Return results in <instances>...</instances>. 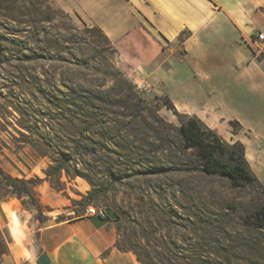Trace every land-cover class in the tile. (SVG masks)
Here are the masks:
<instances>
[{"label": "rangeland", "instance_id": "obj_1", "mask_svg": "<svg viewBox=\"0 0 264 264\" xmlns=\"http://www.w3.org/2000/svg\"><path fill=\"white\" fill-rule=\"evenodd\" d=\"M135 68L99 26L52 0H0V166L35 183L32 197L18 198L0 182L5 230L13 231L9 252L19 247L14 264H36V228L76 217L72 201L89 191L90 205L105 213L93 216L115 229L116 264H264V228L249 216L264 194L201 171L179 133L181 121L195 114L169 109L162 87L140 91ZM259 107L264 121L257 99L230 106L255 130L236 118L208 126L244 145L264 185ZM46 144L69 155L70 177L62 171L60 191L44 173L51 159L39 152ZM39 206L48 218L41 224L34 219Z\"/></svg>", "mask_w": 264, "mask_h": 264}, {"label": "crops", "instance_id": "obj_2", "mask_svg": "<svg viewBox=\"0 0 264 264\" xmlns=\"http://www.w3.org/2000/svg\"><path fill=\"white\" fill-rule=\"evenodd\" d=\"M52 1L99 26L139 69L138 79L152 84V91L162 87L177 109L194 113L206 125L224 117L256 129L230 106L257 99L264 107V44L255 37L264 30V0ZM260 110L258 126L264 124ZM3 222L0 211V229L11 248ZM36 232L37 247L50 264H116L121 257L113 247L114 227L97 216L44 223ZM18 252L19 247L0 264H14Z\"/></svg>", "mask_w": 264, "mask_h": 264}, {"label": "trees", "instance_id": "obj_3", "mask_svg": "<svg viewBox=\"0 0 264 264\" xmlns=\"http://www.w3.org/2000/svg\"><path fill=\"white\" fill-rule=\"evenodd\" d=\"M51 5L52 2H50L49 7H51ZM33 10L35 13H40L39 2L33 4ZM11 19L16 20L15 18ZM32 21L37 24L38 19ZM11 42L15 43L16 41ZM167 103V107L177 113L173 102L169 98H167ZM179 133L182 138L183 146L195 151L201 171L208 175H220L228 178L231 186L234 188L254 186L264 194V185L252 171L248 160L245 157V147L240 141L236 140L232 143L227 142L196 115L187 116L185 120L181 121ZM40 137L42 138L41 135ZM46 145L47 148H42L43 150H40L39 152V156H48L51 159V163L48 164L44 173L46 178L49 179L52 187L60 191L64 189L59 179L62 171H65L67 176L70 177L67 168L69 155L62 151H56L55 148H52L48 144ZM57 153L59 154L58 158L55 157ZM0 182L9 189L7 192L8 194H14L18 198L32 197L33 195V187L35 186V183L32 180H19L18 178H14L1 166ZM5 196L6 194L0 196V201L3 200ZM93 198L92 192L89 191L83 195L80 200L72 201L73 204L79 206L78 209L72 210L76 217L83 214L87 206L92 203ZM249 216L253 225L264 228V204H260L254 208ZM34 219L39 224L48 219L43 215L40 206ZM55 220L56 222H59L65 220V218L63 216H57ZM8 252V244L0 229V263L2 258L7 255Z\"/></svg>", "mask_w": 264, "mask_h": 264}, {"label": "built area", "instance_id": "obj_4", "mask_svg": "<svg viewBox=\"0 0 264 264\" xmlns=\"http://www.w3.org/2000/svg\"><path fill=\"white\" fill-rule=\"evenodd\" d=\"M255 37H256V40L264 44V30L257 32L255 34ZM136 84H137V88L142 92H150L152 90L150 84L146 80H143V79L138 80L136 81ZM85 213L90 216L98 215V216L103 217L105 215V213L102 210L98 209L95 206H91V205H89L86 208Z\"/></svg>", "mask_w": 264, "mask_h": 264}, {"label": "water", "instance_id": "obj_5", "mask_svg": "<svg viewBox=\"0 0 264 264\" xmlns=\"http://www.w3.org/2000/svg\"><path fill=\"white\" fill-rule=\"evenodd\" d=\"M36 264H50V260L45 252H42L36 259Z\"/></svg>", "mask_w": 264, "mask_h": 264}, {"label": "bare ground", "instance_id": "obj_6", "mask_svg": "<svg viewBox=\"0 0 264 264\" xmlns=\"http://www.w3.org/2000/svg\"><path fill=\"white\" fill-rule=\"evenodd\" d=\"M17 218H16V215L15 214H13V216H12V220L13 221H15ZM3 224H4V222H3ZM7 224H5V226H6ZM8 233H9V235L12 237L13 236V231L11 230V229H9L8 230Z\"/></svg>", "mask_w": 264, "mask_h": 264}]
</instances>
